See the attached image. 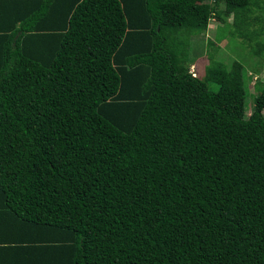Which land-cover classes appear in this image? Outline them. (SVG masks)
Listing matches in <instances>:
<instances>
[{
  "label": "trees",
  "instance_id": "1",
  "mask_svg": "<svg viewBox=\"0 0 264 264\" xmlns=\"http://www.w3.org/2000/svg\"><path fill=\"white\" fill-rule=\"evenodd\" d=\"M11 1L0 0V255L264 264V86L246 115L240 64L186 69L216 0ZM223 2L241 28L252 0Z\"/></svg>",
  "mask_w": 264,
  "mask_h": 264
},
{
  "label": "rangeland",
  "instance_id": "2",
  "mask_svg": "<svg viewBox=\"0 0 264 264\" xmlns=\"http://www.w3.org/2000/svg\"><path fill=\"white\" fill-rule=\"evenodd\" d=\"M247 18L241 28L233 27L232 9L223 0H216L206 32L189 40L186 69L195 77L202 78L209 60L220 61L226 69L240 64L246 76L249 96L245 114L249 115L253 97L258 93L253 88L254 82L264 86V49L259 51L260 45H264V0L252 3ZM262 115L264 117V109Z\"/></svg>",
  "mask_w": 264,
  "mask_h": 264
},
{
  "label": "crops",
  "instance_id": "3",
  "mask_svg": "<svg viewBox=\"0 0 264 264\" xmlns=\"http://www.w3.org/2000/svg\"><path fill=\"white\" fill-rule=\"evenodd\" d=\"M19 1H23V0H13L11 2H8L7 4L8 5L10 4L11 6H15V7L17 5H20V6L24 5L23 2H19ZM18 25H19L18 23H15L14 29L19 28ZM16 36H18V35H16ZM26 245H27V243H21V246L22 247L23 246H26ZM0 264H23V262H22V256H21V261H20V259L18 258V256H11V255L3 256V255H0Z\"/></svg>",
  "mask_w": 264,
  "mask_h": 264
},
{
  "label": "clouds",
  "instance_id": "4",
  "mask_svg": "<svg viewBox=\"0 0 264 264\" xmlns=\"http://www.w3.org/2000/svg\"><path fill=\"white\" fill-rule=\"evenodd\" d=\"M191 74V73H190ZM191 76H194L193 74H191Z\"/></svg>",
  "mask_w": 264,
  "mask_h": 264
}]
</instances>
